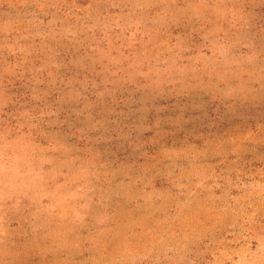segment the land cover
<instances>
[{"label": "rangeland", "instance_id": "1", "mask_svg": "<svg viewBox=\"0 0 264 264\" xmlns=\"http://www.w3.org/2000/svg\"><path fill=\"white\" fill-rule=\"evenodd\" d=\"M0 264H264V0H0Z\"/></svg>", "mask_w": 264, "mask_h": 264}]
</instances>
